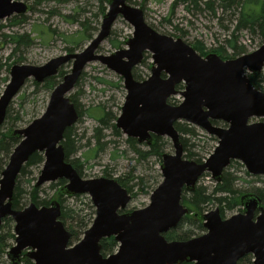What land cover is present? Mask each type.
Masks as SVG:
<instances>
[{"label":"water","instance_id":"water-1","mask_svg":"<svg viewBox=\"0 0 264 264\" xmlns=\"http://www.w3.org/2000/svg\"><path fill=\"white\" fill-rule=\"evenodd\" d=\"M26 11L22 1L0 0V19ZM117 17L133 27L132 36L125 40L127 47L109 55L97 53ZM101 20L98 33L81 51L56 56L41 65L14 64L9 69V80L0 94V124L27 79L42 83L72 62L70 71L52 89L43 113L24 128L10 130L19 141L0 176V224L10 217L15 234L6 257L11 264H19L22 258H29L32 264H238L251 254L252 264H264V207L255 194H243L242 212L229 217H222L219 207L198 215L205 229L198 236L185 240L164 236L189 212L181 202L182 189L194 191L205 172L219 181L230 161L238 160L248 173L264 175V91L254 87L246 74L261 72L264 42L252 52L223 60L215 53L201 57L182 39L155 31L146 23L142 7L127 0H109ZM146 51L153 59L151 73L136 80L132 69ZM92 61H99L123 79L126 96L116 128L138 143L150 145L156 135L168 137L173 145V153L161 155L163 179L142 208L121 212L131 195L117 180L82 178L65 160L61 141L65 130L78 119L68 93ZM178 84H183V90L176 88ZM176 93H181L182 102L169 104L168 98ZM252 118L258 120L248 122ZM176 121L196 125L217 138L205 160L183 157ZM34 152L43 155L34 187L63 179L60 191L64 195L88 194L95 208L91 224L74 244L69 245L71 233L60 219L61 208L55 199L48 205L30 202L21 209L12 206L17 176ZM111 236L117 250L103 257L100 240Z\"/></svg>","mask_w":264,"mask_h":264},{"label":"rangeland","instance_id":"rangeland-1","mask_svg":"<svg viewBox=\"0 0 264 264\" xmlns=\"http://www.w3.org/2000/svg\"><path fill=\"white\" fill-rule=\"evenodd\" d=\"M21 1L27 5L25 13L12 14L0 19V65H2L0 66V94L9 80V69L12 65H41L56 56L81 51L98 33L102 15L108 4V2L103 3L106 9L101 14L100 0ZM127 2L133 6L142 7L146 23L155 31L174 39H182L201 57L215 53L221 59L227 60L252 52L264 42V36L258 30L236 28L241 12H244L246 7L244 0H187L186 2L182 0H127ZM262 2L263 0H257L253 6L256 16L261 10H264ZM132 32V25L122 17H117L110 34L100 43L97 53L109 55L117 49L126 48L125 40L132 36ZM20 36H24L21 41L19 40ZM231 44H234V47H231ZM152 61L151 53L145 54L141 63L132 69L133 77L135 75L134 79L147 78L151 72ZM71 66L72 62L69 61L60 67L63 75L70 71ZM246 74L253 75L248 71ZM257 75H260V79L259 88H256L264 91V66ZM62 77L55 80L60 82ZM3 78H7V81L4 82ZM48 86V84L36 83L32 78L25 81L10 102L8 118L2 125L0 124L4 133L9 129L24 128L43 113L52 91V88ZM183 87V84H180L176 88L183 90ZM68 95L73 98L78 112V119L71 130L74 137V150L69 155V160L74 165L77 164L79 171L77 172L81 174L82 178L105 177L117 180L131 195V199L123 211L146 206L150 201L151 192L163 179L160 171L161 158L157 154H149L140 158L134 147L141 151L148 150V147L138 143L132 137H127L120 129L117 128L118 132L115 130V120L121 113L126 96L122 77L99 61H92L86 64L78 83ZM182 100L181 93H176L170 96L167 102L177 105ZM98 107L110 114L104 125L98 122L99 114H96L95 110ZM256 120L258 118H252L248 122ZM216 125L227 126L225 123ZM193 127L195 136H185L193 157H185L187 152L183 154V157L203 161L214 150L217 138L196 125ZM95 128L100 129L97 137H95ZM160 143V154L174 152L168 137L161 136ZM40 168L41 166H31L29 169L32 174H28L22 179L25 191L22 196V206L24 207L30 202L28 192L31 185L33 186L35 183ZM225 170L236 177L233 187L238 190V196L241 197L246 193L257 194L260 190L264 195V175L248 173L245 166L238 160H231L223 169L221 177ZM32 177H34V181L30 184L28 179H32ZM216 182L218 181H215L209 172H205L198 178L195 188L202 186L207 193H210ZM61 186L46 182L39 187L38 195L41 198H56L60 208L62 205L63 209L65 208L68 212L74 209L82 215L87 214L91 201L89 195L59 196L57 198L55 195ZM190 193L191 191L182 189L181 198L183 199L181 202L183 205L185 204V207L190 204ZM260 203L264 207V201ZM202 206L200 214L219 207L216 201ZM241 211L242 205L232 210H226L222 217H229ZM13 226L12 219L10 222L2 221L0 224V235L4 237L6 243L0 256V264H10L9 258L6 257V251L14 244ZM204 231L205 229L200 231L189 221L183 222L179 228L175 229L178 237L183 233H190L192 236L189 238L198 236L200 232ZM171 232L172 230L166 234ZM82 235L79 236V239ZM69 245L71 244L69 243ZM116 250L117 247L114 251ZM114 251L105 252L106 254L100 252L103 257H107ZM248 255L242 257L238 264H252L254 258L251 254Z\"/></svg>","mask_w":264,"mask_h":264},{"label":"trees","instance_id":"trees-1","mask_svg":"<svg viewBox=\"0 0 264 264\" xmlns=\"http://www.w3.org/2000/svg\"><path fill=\"white\" fill-rule=\"evenodd\" d=\"M182 1L186 2L187 0H182ZM237 1H239V0H237ZM100 2H101V14H102L106 9V7L103 6V3L108 2V0H100ZM256 2H257V0H244L246 7H245L244 12H241V15H240V18L238 20L236 28L240 29V28L244 27V28L249 29L250 31L258 30L259 33L264 36V10H261L259 15L256 16V14L253 12V9H254L253 6L256 4ZM262 3H263V9H264V0ZM23 37L24 36H20L19 40L20 41L23 40ZM230 46L234 47V44H231ZM145 54H147V53H145ZM0 66H2V65H0ZM62 76H63V72H62V68H60L56 75L45 79L42 83H43V85L48 84L49 85L48 87L53 89L54 86L59 82V80H55V79L58 77L61 78ZM80 76H79V78H80ZM248 76H249L252 84L255 87L259 88L258 85H259L260 75H255V76L248 75ZM134 77H135V75H134ZM79 78H78V80H79ZM2 80L4 82H6L7 78H3ZM78 80H77L76 84L78 83ZM72 101H73V98H72ZM9 106L7 108V111H6L5 119L8 118L7 114L9 113ZM75 106H76V104H75ZM95 110L97 111L96 114H99L97 116L98 122L100 124L104 125L108 121L110 114L108 112H106L104 109H101L99 107L96 108ZM79 116H80V114H79ZM5 119H4V121H5ZM213 123L214 124H223V123H220L217 121H214ZM1 125H0V127H1ZM72 126L65 130L61 143H62L63 148H64L65 160L67 162H70L72 164V166L77 170V164L74 162L76 164V165H74L72 163V161L69 160V155L74 150V147H73L74 137L71 133ZM174 126H175L176 130L180 133V140H181V143L183 145L184 153L187 152L186 153L187 156H185V157H187V158L193 157V153L189 149V145H187V140L185 139L186 135L195 136L196 133H195V129H194L193 125H190V124L185 123V122L177 121V122H175ZM10 130L11 129H9L7 132L4 133V131H2V128H0V173L3 170L4 166L6 165V163L8 161V157H9L13 147L19 141V138L16 136H13L10 133ZM94 130H95V137L99 136V135H97V133L100 131V129L95 128ZM115 130H116V132H118L117 128ZM183 136H184V138H183ZM153 137H154V139H153L152 144L147 145V144L143 143L148 147V150L141 151V150L136 149L134 147V150L140 156V158L146 157L149 154H153V155L157 154L161 158L162 153L161 154L159 153L161 150V143H160L161 142V136L153 135ZM195 161L200 162L202 160L195 159ZM42 163H43V155L39 152H34L33 154H31L29 156L27 162L21 167L20 172H19L17 179H16V184H15L14 193H13V199H12L13 208L21 209L24 207V206H22V203H23L22 202V196L25 193V191L23 189L24 187H23L22 179H23V177L27 176L28 174H32L30 169H29L31 166H34V165L41 166ZM227 172L228 171L225 170L221 179L215 183V185H214V187L210 193H207L206 189L202 186L196 187L194 191H191V193H190L191 195L189 197L190 204L187 206L189 209V212L191 214L188 213L186 216L182 217V219L179 221L176 228L172 229L171 233H169V234L165 233L164 234V236L167 239H186V238H189L190 236H192L190 233H183L182 235H180L178 237L177 233H175V229L179 228L180 225L185 221L191 222V224L197 226V228L200 231H203L204 228H203V226H202V224L198 218V215H200V213H201L200 210L203 209L202 205H204V204H208L210 202L216 201L219 205L221 215H223L226 210H232V209H235V208H238L239 206H241L240 196L237 195L238 190L234 189V187H233V182H234L236 177L232 176L233 175L232 173H227ZM32 181H34V177H32V179H28V182L30 184ZM64 182L65 181L63 179H61V180H57L55 182H51V184H53L55 186H61ZM121 182H123V181H121ZM140 182H141V178H140ZM39 187H34L31 185V188L28 192L30 202H33L38 206L48 205L49 202L52 200V197L50 199L41 198L38 195ZM254 194L261 201H264V195H263V192L261 190L259 192H257V194L256 193H254ZM55 196L58 198L59 196H66V195H64L60 191V188H59L58 193ZM76 196H79V195H76ZM68 197H73V196H68ZM88 208H89V212L87 214L82 215V213L81 214L77 213L76 210H74V209L70 210L68 212L67 210H65V208L63 209V206L61 205L60 219L63 221L64 225L66 226V228L71 233V237H70V241H69L70 244L76 242L79 239V236L81 234H83L84 230L91 224L92 219L94 217V213H95L93 205L91 204V202L88 205ZM2 221L3 222H10L11 218L6 217ZM200 234H201V232H200ZM5 245H6V243L4 242V237L0 235V256L3 253V249H4ZM116 247H117V243L113 239V237H109V238H105V239L103 238L101 240V252L103 254H106L105 252L110 253V252L114 251V249ZM247 256H249V255H247ZM9 263L11 264V262H9ZM21 263L22 264H32V261L29 258H24ZM180 264H192V263L182 262Z\"/></svg>","mask_w":264,"mask_h":264},{"label":"flooded vegetation","instance_id":"flooded-vegetation-1","mask_svg":"<svg viewBox=\"0 0 264 264\" xmlns=\"http://www.w3.org/2000/svg\"><path fill=\"white\" fill-rule=\"evenodd\" d=\"M26 7H27V5H26ZM143 58H144V55H143ZM143 58H142V59H143ZM162 76H165V74L162 73ZM135 79H136V78H135ZM178 85H180V84H178ZM178 85H177V86H178ZM123 212H126V211H123Z\"/></svg>","mask_w":264,"mask_h":264}]
</instances>
